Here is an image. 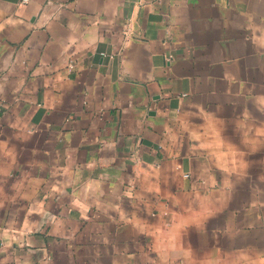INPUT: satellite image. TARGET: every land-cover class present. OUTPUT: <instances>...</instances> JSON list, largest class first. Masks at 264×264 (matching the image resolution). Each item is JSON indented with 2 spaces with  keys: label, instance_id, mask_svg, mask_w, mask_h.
I'll list each match as a JSON object with an SVG mask.
<instances>
[{
  "label": "crops",
  "instance_id": "0c3cea01",
  "mask_svg": "<svg viewBox=\"0 0 264 264\" xmlns=\"http://www.w3.org/2000/svg\"><path fill=\"white\" fill-rule=\"evenodd\" d=\"M0 264H264V0H0Z\"/></svg>",
  "mask_w": 264,
  "mask_h": 264
},
{
  "label": "built area",
  "instance_id": "2783aa9c",
  "mask_svg": "<svg viewBox=\"0 0 264 264\" xmlns=\"http://www.w3.org/2000/svg\"><path fill=\"white\" fill-rule=\"evenodd\" d=\"M29 0H23V3H27Z\"/></svg>",
  "mask_w": 264,
  "mask_h": 264
}]
</instances>
